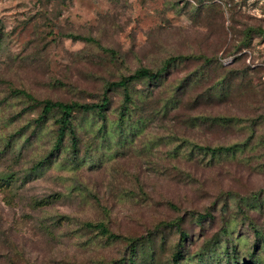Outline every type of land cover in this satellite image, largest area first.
<instances>
[{
    "label": "rangeland",
    "instance_id": "rangeland-1",
    "mask_svg": "<svg viewBox=\"0 0 264 264\" xmlns=\"http://www.w3.org/2000/svg\"><path fill=\"white\" fill-rule=\"evenodd\" d=\"M182 54L124 120L122 89L75 114L76 146L41 119ZM178 216L183 264H264V0H0V264H172Z\"/></svg>",
    "mask_w": 264,
    "mask_h": 264
},
{
    "label": "trees",
    "instance_id": "trees-1",
    "mask_svg": "<svg viewBox=\"0 0 264 264\" xmlns=\"http://www.w3.org/2000/svg\"><path fill=\"white\" fill-rule=\"evenodd\" d=\"M84 39L86 41H91L90 39H86V38ZM195 57L196 56L183 55V54L170 56L164 61L162 66H160L159 68L142 67L137 69L134 73L128 76L121 77L119 80L107 82L104 87L103 97L98 102L80 103V102H61V101L46 100L42 103L41 119L45 120L46 118H48L49 116L55 113L60 114V119L57 121V124L59 125V129H58L59 139L57 146L59 147L60 146L59 144L63 143V138L68 130H70V132H72L73 134V130L70 128L72 124V119L75 114L77 113H98L99 115L105 114L111 106V99L109 98V93L116 89H122L124 91L125 103H126L125 109L121 111L122 120H124L123 118H125L130 113V109L128 108L127 104L132 102L129 89L135 82L146 81L158 85L164 84L166 82L167 84H170L171 83L170 71L172 69V66L175 65L177 62L190 60ZM201 57L205 59L213 58V57L206 58L204 56ZM26 96L30 100L34 99L32 95L26 94ZM168 103L169 102L165 104L166 106H163L164 109H168L167 107ZM72 144L73 146L77 145V140L74 134L72 135ZM235 147L237 146L202 147L200 148V150L205 151L206 153H210L212 155H216L217 153L230 152L232 150H235L236 149ZM188 216H193L195 218L202 219V221L208 218L214 219V215L211 212H206L204 214L189 213ZM185 221L186 220H184L183 217L178 216V218L171 221V223H166V226L171 225L173 228H175L177 232L180 234V238H182L179 241V243H177L178 244L177 250L175 251L174 254H172V264H183L184 261V253H183L184 244L182 242L184 241V239L188 238L189 235L184 230L183 227ZM85 226L88 229L90 228V229L99 230L102 235L107 236L111 239L123 238L122 236L113 233L108 227V225L103 222L97 224L86 223ZM150 233L151 232H149L148 234ZM151 237L152 235L150 234L149 237H143V238H151ZM127 238H132V237H127ZM133 238L137 239L138 237H133ZM137 241H139V239H137ZM127 247L129 249L128 254L124 256L122 259H120L117 264H136L135 261L137 259V248L135 245V241H131Z\"/></svg>",
    "mask_w": 264,
    "mask_h": 264
}]
</instances>
